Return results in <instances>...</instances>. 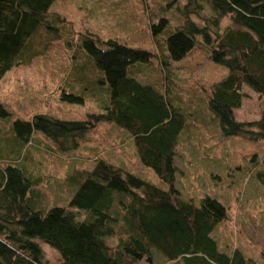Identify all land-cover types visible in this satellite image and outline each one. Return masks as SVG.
Listing matches in <instances>:
<instances>
[{"label":"trees","instance_id":"16d2710c","mask_svg":"<svg viewBox=\"0 0 264 264\" xmlns=\"http://www.w3.org/2000/svg\"><path fill=\"white\" fill-rule=\"evenodd\" d=\"M55 1L0 0V81L62 38L72 87L59 89V98L83 104L91 94L99 111L81 120L12 119L0 100V264H50L42 245L59 264H256L239 248L220 247L215 233L229 220L226 208L215 195L184 197L176 159L180 138L200 129L195 123L215 122L224 139L264 140V116L244 122L233 115L244 87L264 98V0H131L119 25L140 33L139 47L76 32L50 9ZM196 52L226 72L203 89L199 105L168 86L171 65ZM104 125L128 134L157 183L101 157L57 181L24 153L36 133L69 151L95 143Z\"/></svg>","mask_w":264,"mask_h":264},{"label":"rangeland","instance_id":"374dc122","mask_svg":"<svg viewBox=\"0 0 264 264\" xmlns=\"http://www.w3.org/2000/svg\"><path fill=\"white\" fill-rule=\"evenodd\" d=\"M115 1L56 0L50 9L72 23L78 33L88 30L103 39H116L131 47L141 46L140 33L138 37L131 27L119 25L121 17L131 9L132 1ZM136 8L135 5L133 9ZM61 39L51 42L45 54L31 65L15 66L1 79L0 100L10 107L12 119H30L43 113L65 120H81L86 112L99 111L91 94L84 97L83 104L68 103L59 98V89L72 87L68 74L71 52ZM74 39L77 40L75 36ZM171 70L174 79L169 80L168 86L174 89L172 92L180 96L179 100L186 97L191 100L194 95L197 105L204 100L203 89L209 90V86L226 73L199 52L173 63ZM243 92L245 97L241 106L233 109L234 118L244 122L261 119L264 98L247 87ZM206 123V129L195 123L200 129L195 128L180 138L182 146L178 147L176 159V186L184 197L200 199L208 194L220 199L229 217L215 233L220 247L228 251L239 248L256 264H264L259 257V249L264 248V140L255 143L234 136L224 139L215 122ZM93 136L95 143L90 141L81 143L77 150L59 151L51 141L36 133L24 153L28 152L31 162L43 174L50 173L57 181L77 166L90 168L95 158L101 157L146 181L157 183L152 171L140 167L128 134L104 125ZM94 144H101V147L95 148ZM259 188L262 193L258 192ZM41 249L50 264H59V256L53 249L46 245ZM139 264L147 263L141 260Z\"/></svg>","mask_w":264,"mask_h":264}]
</instances>
